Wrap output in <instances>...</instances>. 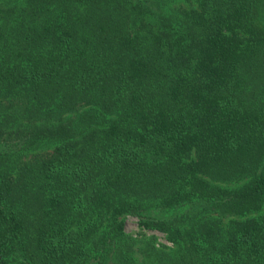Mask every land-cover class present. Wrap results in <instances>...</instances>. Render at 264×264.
Returning <instances> with one entry per match:
<instances>
[{"label":"trees","instance_id":"obj_1","mask_svg":"<svg viewBox=\"0 0 264 264\" xmlns=\"http://www.w3.org/2000/svg\"><path fill=\"white\" fill-rule=\"evenodd\" d=\"M0 264H264V0H0Z\"/></svg>","mask_w":264,"mask_h":264},{"label":"rangeland","instance_id":"obj_2","mask_svg":"<svg viewBox=\"0 0 264 264\" xmlns=\"http://www.w3.org/2000/svg\"><path fill=\"white\" fill-rule=\"evenodd\" d=\"M125 230L128 233L136 235L139 232H145L148 235H153L156 238L157 243L169 244L167 242L165 235L159 231H144L138 225L137 219L134 216H127L125 218Z\"/></svg>","mask_w":264,"mask_h":264}]
</instances>
